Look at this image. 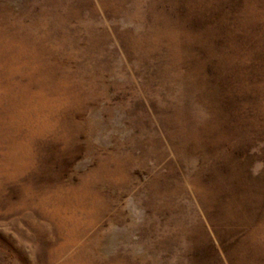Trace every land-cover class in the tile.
Masks as SVG:
<instances>
[{
  "label": "rangeland",
  "instance_id": "rangeland-1",
  "mask_svg": "<svg viewBox=\"0 0 264 264\" xmlns=\"http://www.w3.org/2000/svg\"><path fill=\"white\" fill-rule=\"evenodd\" d=\"M3 30L0 264H264V0H0Z\"/></svg>",
  "mask_w": 264,
  "mask_h": 264
},
{
  "label": "bare ground",
  "instance_id": "bare-ground-1",
  "mask_svg": "<svg viewBox=\"0 0 264 264\" xmlns=\"http://www.w3.org/2000/svg\"><path fill=\"white\" fill-rule=\"evenodd\" d=\"M33 23V22H32ZM4 32V30L2 32H0V34H2ZM1 37V36H0ZM9 38H10V34L9 33H6V41H9Z\"/></svg>",
  "mask_w": 264,
  "mask_h": 264
}]
</instances>
